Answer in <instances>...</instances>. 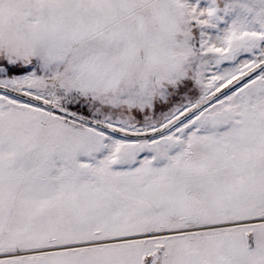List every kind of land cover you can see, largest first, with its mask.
Here are the masks:
<instances>
[{"label": "snow or ice", "instance_id": "1", "mask_svg": "<svg viewBox=\"0 0 264 264\" xmlns=\"http://www.w3.org/2000/svg\"><path fill=\"white\" fill-rule=\"evenodd\" d=\"M0 264H264V0H0Z\"/></svg>", "mask_w": 264, "mask_h": 264}]
</instances>
